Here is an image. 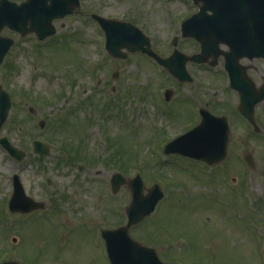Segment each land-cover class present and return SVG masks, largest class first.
<instances>
[{
    "label": "rangeland",
    "instance_id": "374dc122",
    "mask_svg": "<svg viewBox=\"0 0 264 264\" xmlns=\"http://www.w3.org/2000/svg\"><path fill=\"white\" fill-rule=\"evenodd\" d=\"M196 11L191 0H79L72 14L53 20L55 33L44 45L33 46L29 34L18 39L0 66L1 86L14 105L0 135L26 152L20 180L35 197L46 192L47 205L10 212L14 168L0 150V256H11L13 246L24 262L108 264L100 229L124 223L130 199L125 184L110 191L109 180L118 171L126 177L139 173L145 188L158 183L163 190L155 210L130 228L133 238L155 247L163 261L264 264V95L252 105L256 132L238 113V92L228 86L222 56L187 61L193 79L180 81L147 54L127 50L133 45L120 47L126 56H111L91 17L134 24L165 57L174 35L180 51H200L197 40L180 34L182 20ZM118 27L111 28L114 36ZM240 62L253 82L251 96L258 98L264 57ZM165 88L171 90L169 100ZM23 100L37 120L45 117L42 130L23 112ZM199 106L228 118L227 156L206 163L187 154H163L167 141L200 125ZM39 136L51 147L45 158L32 152L31 141ZM246 153L253 167L243 160Z\"/></svg>",
    "mask_w": 264,
    "mask_h": 264
},
{
    "label": "water",
    "instance_id": "95a60500",
    "mask_svg": "<svg viewBox=\"0 0 264 264\" xmlns=\"http://www.w3.org/2000/svg\"><path fill=\"white\" fill-rule=\"evenodd\" d=\"M193 1L199 5V11L183 23V34L192 35L200 42L201 55L188 56L175 49L167 58H161L150 50L147 38H143L139 30L129 29L127 27L129 24L123 22L107 20L95 14L93 16L106 31L109 42L107 47L111 53L116 54L117 47L127 43L126 38H120L119 31L124 29L135 31L141 37L140 41L126 45H133V48L149 52L179 80H191L184 66L186 60L200 61L204 59L202 54L212 53L216 56L221 52L231 85L239 90V110L254 124L255 130H259L254 121L252 105L264 95V89L258 98L251 96L253 89L250 88L249 80L246 78L243 67L238 63V59L242 56H264V0ZM78 4L79 0H46V5L44 0H26L20 4L0 0V29L7 25L23 31L26 30L25 27L29 21V30H36L39 37H43L54 32L51 24L54 17H62L72 12ZM113 25L122 27V29L117 28L116 36L111 30ZM144 42L147 44L145 47ZM219 43L228 46V50L220 49ZM200 112L202 114L200 125L194 126L167 143L165 152L187 154L208 163L220 161L226 156L229 133L226 117L213 115L206 109H201ZM5 114L6 112L3 111L2 116L5 117ZM5 145L11 149L8 143ZM185 146L190 149H184ZM244 158L250 165H254L250 154H246ZM113 181L116 190L123 178L116 173ZM127 182L131 191V200L125 207L127 218L125 224L101 231L109 264H176L162 261L154 247L136 241L129 234V228L154 209L156 202L163 194L160 187L158 184H153L144 193V184L139 175ZM36 205L24 196L18 181L15 182V189L9 201L10 209L28 211L37 207ZM0 264L22 263L4 261Z\"/></svg>",
    "mask_w": 264,
    "mask_h": 264
},
{
    "label": "flooded vegetation",
    "instance_id": "af4514ba",
    "mask_svg": "<svg viewBox=\"0 0 264 264\" xmlns=\"http://www.w3.org/2000/svg\"><path fill=\"white\" fill-rule=\"evenodd\" d=\"M17 3H20L21 1L23 0H15ZM45 1V5H46V0ZM0 35H1V39H0V66H2L5 62L7 63L6 61V56L8 55V52L13 48V46L15 44H17V41L18 39L24 37L23 35L20 34V32H18L17 30H14L12 28H8V27H3L0 29ZM28 36V35H26ZM29 36H31V38L33 39H36V34L34 32L32 33H29ZM11 40V41H10ZM7 41H9V47L6 46L7 44ZM16 46V45H15ZM5 50V51H4ZM12 69V68H11ZM7 72V71H6ZM3 73V72H2ZM1 84V83H0ZM12 100V99H11ZM24 101V100H23ZM17 104V101L15 102ZM23 107H25L26 105V101L23 102ZM13 101L11 103V108H10V115H9V118H12L13 115H14V112H13ZM20 108V107H19ZM17 112V111H16ZM35 112V111H34ZM33 114H36L34 113ZM6 124V123H4ZM42 137L39 136V138H36V139H39V140H42L40 139ZM33 141V140H32ZM31 141V143H32ZM42 141H45V139H43ZM13 143V142H12ZM14 144V143H13ZM16 145V144H15ZM2 148L1 144H0V149ZM7 157L12 161V164H13V168H14V172L13 173H16L19 175V172H20V164L21 162H23L26 158H27V154L25 153V156H23V159L21 160H18L17 158H15L14 156H9L7 153H6ZM38 158H45L44 155H38ZM46 170H44L45 172ZM12 173V174H13ZM49 180V182H48ZM45 184H46V175H45ZM47 182L50 183V179L47 178ZM45 190V189H44ZM60 190V189H59ZM60 192V191H59ZM29 194V193H28ZM30 196H32L34 199L36 200H39V201H43L45 202L46 204V192L43 194V196H39V197H35L33 196L32 194H29ZM43 209H46V206L43 208ZM17 247H13L11 246V253L12 255L11 256H8L6 257L5 259L7 260H18L17 256ZM3 260V259H2ZM35 261L37 260H32V261H28L27 264H36Z\"/></svg>",
    "mask_w": 264,
    "mask_h": 264
}]
</instances>
